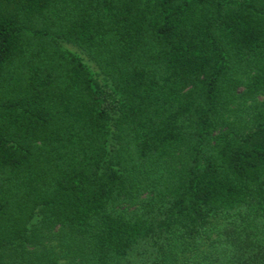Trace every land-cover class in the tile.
<instances>
[{
	"label": "trees",
	"instance_id": "16d2710c",
	"mask_svg": "<svg viewBox=\"0 0 264 264\" xmlns=\"http://www.w3.org/2000/svg\"><path fill=\"white\" fill-rule=\"evenodd\" d=\"M0 264H264V0H0Z\"/></svg>",
	"mask_w": 264,
	"mask_h": 264
}]
</instances>
